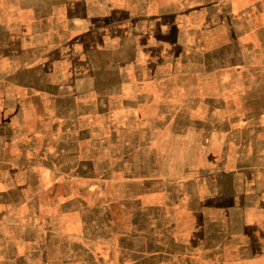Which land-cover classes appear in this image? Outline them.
Here are the masks:
<instances>
[{"label":"rangeland","instance_id":"rangeland-1","mask_svg":"<svg viewBox=\"0 0 264 264\" xmlns=\"http://www.w3.org/2000/svg\"><path fill=\"white\" fill-rule=\"evenodd\" d=\"M227 2L216 3V25L199 49L162 74L141 132L111 113L100 129L81 131L80 146L74 143L81 135L72 131L66 155L55 153L65 147L50 133V99L30 91L34 73L20 64L36 55L0 18V76L6 77L0 90L22 89L24 108L23 114L12 110L17 99L9 98L0 180L34 192L44 186L43 200L53 201L51 210L25 207L16 230L23 238L18 264H64L59 254L83 246L103 264H170L161 256L178 246L159 241L168 233L155 224L189 220L186 209L197 213L199 239L230 234L225 264H264V35L246 33L234 20L233 28L224 27ZM232 4L236 21L242 4ZM14 121L19 128L11 135ZM60 227L79 239L62 238Z\"/></svg>","mask_w":264,"mask_h":264},{"label":"crops","instance_id":"crops-1","mask_svg":"<svg viewBox=\"0 0 264 264\" xmlns=\"http://www.w3.org/2000/svg\"><path fill=\"white\" fill-rule=\"evenodd\" d=\"M219 1L222 0H0L3 23L10 30L15 28L25 48L30 47L36 55L32 61L22 58L20 64L31 67L34 73L30 91L50 99V133L55 144L65 147L64 152L55 153L69 154L72 131H78L79 136L81 131L100 129L99 123L111 113H116L119 121L128 118V130L140 131V123L145 121L151 106L148 103L157 97L154 91L161 85L162 74L175 66L179 58L183 59L187 51L199 49L202 35L216 25ZM224 1L230 5L227 15H223L224 27L233 28L239 23L246 33L255 29L258 35H264V0ZM234 1L242 4L236 21ZM232 20L237 23L234 25ZM16 76L15 81H20ZM0 77L3 87L6 77ZM35 86L37 89H33ZM11 96L17 99L12 110L23 114L24 108L19 104L23 90L10 94L1 89L0 129L9 125ZM10 128L11 135H15L17 121ZM81 141L82 135L74 144L80 146ZM141 144L139 141L135 145ZM6 145L4 132L0 134L4 157ZM42 189L47 190L44 186ZM42 191L34 192L16 180H0V264L22 261L24 255L22 250L18 252V243L23 238L16 230L23 226L25 207L37 204L39 209L51 210L53 205V201L43 200ZM53 199L57 202V197ZM187 214L191 219H165L155 224L168 233L159 241L178 246L161 257L171 259L170 264H207L210 260L213 264L215 258L225 264L230 234H203L201 240L197 237V213L186 209L184 215ZM210 222L214 221L210 219L206 225ZM205 230L209 232L207 227ZM58 232L62 238L79 239V235L64 232L61 227ZM81 248L83 251L65 250L57 257L64 259V264H103L102 256L87 251L85 246ZM57 262L58 259L53 264Z\"/></svg>","mask_w":264,"mask_h":264}]
</instances>
